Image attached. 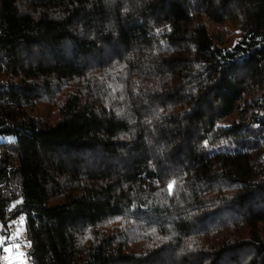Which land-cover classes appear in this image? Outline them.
<instances>
[{
  "label": "trees",
  "instance_id": "obj_1",
  "mask_svg": "<svg viewBox=\"0 0 264 264\" xmlns=\"http://www.w3.org/2000/svg\"><path fill=\"white\" fill-rule=\"evenodd\" d=\"M1 137L33 264H264V0H0Z\"/></svg>",
  "mask_w": 264,
  "mask_h": 264
},
{
  "label": "rangeland",
  "instance_id": "obj_2",
  "mask_svg": "<svg viewBox=\"0 0 264 264\" xmlns=\"http://www.w3.org/2000/svg\"><path fill=\"white\" fill-rule=\"evenodd\" d=\"M47 105L48 103L44 102L40 104L39 109L41 113H47L46 115L49 116L50 112L45 110ZM10 140H13V138L1 137L0 143ZM5 240L6 244L2 254V261H4V264H33V259L29 255L30 245L26 236L24 218H19L14 222L11 232ZM13 253H15L16 257Z\"/></svg>",
  "mask_w": 264,
  "mask_h": 264
},
{
  "label": "built area",
  "instance_id": "obj_3",
  "mask_svg": "<svg viewBox=\"0 0 264 264\" xmlns=\"http://www.w3.org/2000/svg\"><path fill=\"white\" fill-rule=\"evenodd\" d=\"M5 230L2 226V223L0 221V254H3V249L5 247L6 244V240H5ZM1 264H4V261H1Z\"/></svg>",
  "mask_w": 264,
  "mask_h": 264
},
{
  "label": "crops",
  "instance_id": "obj_4",
  "mask_svg": "<svg viewBox=\"0 0 264 264\" xmlns=\"http://www.w3.org/2000/svg\"><path fill=\"white\" fill-rule=\"evenodd\" d=\"M16 253V252H15ZM15 253H13V255L15 256ZM16 257V256H15Z\"/></svg>",
  "mask_w": 264,
  "mask_h": 264
},
{
  "label": "snow or ice",
  "instance_id": "obj_5",
  "mask_svg": "<svg viewBox=\"0 0 264 264\" xmlns=\"http://www.w3.org/2000/svg\"><path fill=\"white\" fill-rule=\"evenodd\" d=\"M171 187V186H170Z\"/></svg>",
  "mask_w": 264,
  "mask_h": 264
}]
</instances>
